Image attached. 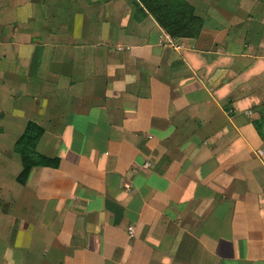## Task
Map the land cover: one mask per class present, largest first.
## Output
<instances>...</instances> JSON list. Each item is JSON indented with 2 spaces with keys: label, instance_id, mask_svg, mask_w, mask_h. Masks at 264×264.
Listing matches in <instances>:
<instances>
[{
  "label": "crops",
  "instance_id": "1",
  "mask_svg": "<svg viewBox=\"0 0 264 264\" xmlns=\"http://www.w3.org/2000/svg\"><path fill=\"white\" fill-rule=\"evenodd\" d=\"M134 1L0 0V264H264V0Z\"/></svg>",
  "mask_w": 264,
  "mask_h": 264
},
{
  "label": "trees",
  "instance_id": "2",
  "mask_svg": "<svg viewBox=\"0 0 264 264\" xmlns=\"http://www.w3.org/2000/svg\"><path fill=\"white\" fill-rule=\"evenodd\" d=\"M134 5L151 14L172 38H194L203 24V19L195 13L194 7L187 0H135ZM263 122L264 119L253 121V125L258 135L264 140V131L260 128ZM43 133L42 126L29 120L14 143L13 152L21 162V171L17 177L21 184L25 182L32 167L50 163L49 159L37 150Z\"/></svg>",
  "mask_w": 264,
  "mask_h": 264
}]
</instances>
